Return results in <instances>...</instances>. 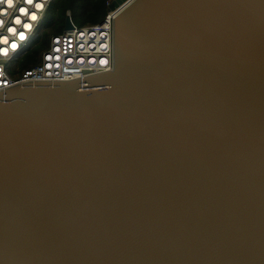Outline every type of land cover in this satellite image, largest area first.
<instances>
[{
	"label": "water",
	"instance_id": "obj_1",
	"mask_svg": "<svg viewBox=\"0 0 264 264\" xmlns=\"http://www.w3.org/2000/svg\"><path fill=\"white\" fill-rule=\"evenodd\" d=\"M109 9L110 72L0 92V264H264V0Z\"/></svg>",
	"mask_w": 264,
	"mask_h": 264
},
{
	"label": "built area",
	"instance_id": "obj_2",
	"mask_svg": "<svg viewBox=\"0 0 264 264\" xmlns=\"http://www.w3.org/2000/svg\"><path fill=\"white\" fill-rule=\"evenodd\" d=\"M54 1L34 0L28 4L25 0H13V6L8 7L5 0L0 4V92L31 82L73 81L112 70L113 24L118 10L109 7L115 0H106L107 13L101 22L78 28L71 21V29L50 36L35 65L22 68L41 40L44 19ZM37 3L42 6L37 8ZM20 8L28 14H22ZM32 13L36 20H31ZM67 16L71 17V13ZM17 18L21 24L15 23ZM24 23L31 27L24 28ZM9 28L16 31L10 32ZM20 32L24 33V39H20Z\"/></svg>",
	"mask_w": 264,
	"mask_h": 264
},
{
	"label": "trees",
	"instance_id": "obj_3",
	"mask_svg": "<svg viewBox=\"0 0 264 264\" xmlns=\"http://www.w3.org/2000/svg\"><path fill=\"white\" fill-rule=\"evenodd\" d=\"M51 10L63 13L66 17L67 12L71 10H79L87 17V21L91 24L101 22L106 16V0H55ZM41 33V40L33 52L27 56L26 60L22 63V68L26 69L36 64L38 55L47 47L49 35L48 32ZM49 37V36H48Z\"/></svg>",
	"mask_w": 264,
	"mask_h": 264
},
{
	"label": "rangeland",
	"instance_id": "obj_4",
	"mask_svg": "<svg viewBox=\"0 0 264 264\" xmlns=\"http://www.w3.org/2000/svg\"><path fill=\"white\" fill-rule=\"evenodd\" d=\"M51 7L46 13L44 23H43V30H42L44 34L48 32L49 34L48 35L49 37L47 36L48 40L50 36H52L53 34L61 33L65 30L66 17H67V14L65 17L63 13L60 12L59 10L57 11L51 10ZM71 21L78 28L87 27L91 25V23L87 21V17L84 14H82L79 10H76V9L71 10Z\"/></svg>",
	"mask_w": 264,
	"mask_h": 264
},
{
	"label": "snow or ice",
	"instance_id": "obj_5",
	"mask_svg": "<svg viewBox=\"0 0 264 264\" xmlns=\"http://www.w3.org/2000/svg\"><path fill=\"white\" fill-rule=\"evenodd\" d=\"M25 2L26 3H28V4H32V3H34V0H25ZM5 3V0H0V4H4ZM7 5H8V7H12L13 6V0H7ZM42 5H40V4H36V7L37 8H39V7H41ZM22 14H25V15H27L28 13L25 11V9L24 8H20V10H19ZM30 18H31V20H36V15H35V13H32L31 14V16H30ZM0 23H2V21H0ZM15 23L16 24H21L22 22H21V20L19 19V18H17L16 19V21H15ZM23 27L24 28H30L31 27V25L30 24H28V23H24L23 24ZM10 32H15L16 31V29H14V28H9L8 29ZM19 36H20V39H24V33L23 32H20L19 33ZM5 43H7V40H5ZM12 47L13 48H15L16 47V45L13 43L12 44ZM5 52H6V49L4 50Z\"/></svg>",
	"mask_w": 264,
	"mask_h": 264
}]
</instances>
